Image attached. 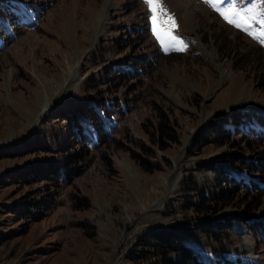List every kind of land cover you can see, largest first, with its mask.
<instances>
[{
    "label": "rangeland",
    "instance_id": "obj_1",
    "mask_svg": "<svg viewBox=\"0 0 264 264\" xmlns=\"http://www.w3.org/2000/svg\"><path fill=\"white\" fill-rule=\"evenodd\" d=\"M162 4L182 52L143 0H0V264H158L157 233L264 264V43L207 0ZM230 6L259 33L264 0Z\"/></svg>",
    "mask_w": 264,
    "mask_h": 264
},
{
    "label": "snow or ice",
    "instance_id": "obj_2",
    "mask_svg": "<svg viewBox=\"0 0 264 264\" xmlns=\"http://www.w3.org/2000/svg\"><path fill=\"white\" fill-rule=\"evenodd\" d=\"M143 2L149 9L151 33L161 48L165 51H184L183 42L173 34L174 30L177 28V24L174 18L167 14L166 9L163 7L162 0H143ZM221 2L222 0H207V3H209L229 25L247 32L253 39L264 43V21L259 22L261 25L259 33L253 34L249 32L251 25L245 19V14L242 11H238L235 6L221 8L219 7Z\"/></svg>",
    "mask_w": 264,
    "mask_h": 264
},
{
    "label": "trees",
    "instance_id": "obj_3",
    "mask_svg": "<svg viewBox=\"0 0 264 264\" xmlns=\"http://www.w3.org/2000/svg\"><path fill=\"white\" fill-rule=\"evenodd\" d=\"M257 65L261 66L258 71L261 73L260 75L264 81V70L262 68V63H260V61H259L257 63ZM82 132H84L83 129H82ZM221 133H222V136H224L226 138H229L230 136H232V133L229 130H222ZM255 136L261 140H264V136L260 137L258 134ZM242 168L247 169L250 172H252V170H253L252 169L253 167L248 169L247 167L242 166ZM248 180L251 181L252 179H248ZM224 184L226 185V188H234V189H236V187H239V184L243 185L242 181H240L239 179L236 180L233 177H228V179H225ZM261 190L262 191H259L257 193V195L264 196V191H263V189H261ZM222 196H224V195H222ZM248 196H250V195H248ZM221 198H222V201L225 202V206H226V200L225 199H229V197H221ZM248 198L254 199V197H248ZM202 199L205 200L204 197H202ZM212 202H215V201H212ZM246 207H248V205H246L245 208ZM254 210L255 209H253V208L252 209L248 208V209H246L244 214H250ZM214 224H216V226H218L221 223L215 222ZM214 224L212 225L213 228H215ZM205 232L208 234L209 230H206ZM210 232H211V230H210ZM146 239L147 240L145 242L144 247L145 246L149 247L151 252L155 253L156 256L162 257L161 262L158 264H206V263L198 260L197 258H195V256L190 253V249L186 245H184L183 243L175 242L176 240L173 237V235H169V237H166L160 233H157L155 235L148 236V238H146ZM171 253L176 255V261L175 262H171L167 258L168 255Z\"/></svg>",
    "mask_w": 264,
    "mask_h": 264
}]
</instances>
